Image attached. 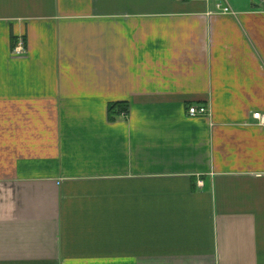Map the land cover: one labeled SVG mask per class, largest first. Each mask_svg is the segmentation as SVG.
I'll return each instance as SVG.
<instances>
[{"label":"crops","instance_id":"1","mask_svg":"<svg viewBox=\"0 0 264 264\" xmlns=\"http://www.w3.org/2000/svg\"><path fill=\"white\" fill-rule=\"evenodd\" d=\"M262 1L0 0V264H264Z\"/></svg>","mask_w":264,"mask_h":264},{"label":"built area","instance_id":"2","mask_svg":"<svg viewBox=\"0 0 264 264\" xmlns=\"http://www.w3.org/2000/svg\"><path fill=\"white\" fill-rule=\"evenodd\" d=\"M264 5V0L262 1ZM224 13H228L229 10L225 8L223 10ZM12 52L14 55H22L25 52V43L23 40H17L12 48ZM208 113L207 109L202 106H190L187 108V115L189 117H199L204 116ZM252 118L254 120V124L261 129L264 130V112H254L252 114Z\"/></svg>","mask_w":264,"mask_h":264},{"label":"trees","instance_id":"3","mask_svg":"<svg viewBox=\"0 0 264 264\" xmlns=\"http://www.w3.org/2000/svg\"><path fill=\"white\" fill-rule=\"evenodd\" d=\"M122 111H126V108L120 105L110 106L108 109L109 118L114 120V116L119 115Z\"/></svg>","mask_w":264,"mask_h":264}]
</instances>
